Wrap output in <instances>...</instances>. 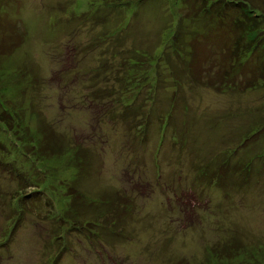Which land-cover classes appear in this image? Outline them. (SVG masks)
Masks as SVG:
<instances>
[{
	"label": "rangeland",
	"instance_id": "374dc122",
	"mask_svg": "<svg viewBox=\"0 0 264 264\" xmlns=\"http://www.w3.org/2000/svg\"><path fill=\"white\" fill-rule=\"evenodd\" d=\"M113 1L0 0L25 30L0 57V110L11 100L31 129L48 125L62 146H78L86 168L72 183V168L56 173L23 155L0 122V264H237L251 250L264 264V130L254 132L264 125V84L217 91L193 82L164 32L174 21L165 0ZM148 52L159 58L147 79ZM129 57L142 67L128 69ZM149 107L139 133L131 117ZM203 163L228 169L223 185L200 181ZM64 178L84 199L110 203L82 208L80 225L66 221L56 189ZM23 194L36 208L24 205L14 223ZM230 243L244 251L212 255Z\"/></svg>",
	"mask_w": 264,
	"mask_h": 264
},
{
	"label": "trees",
	"instance_id": "16d2710c",
	"mask_svg": "<svg viewBox=\"0 0 264 264\" xmlns=\"http://www.w3.org/2000/svg\"><path fill=\"white\" fill-rule=\"evenodd\" d=\"M122 1L124 0H114L111 4L113 6L123 5ZM131 2H133L132 6H136L145 0H131ZM165 3L168 7V13L174 21L163 28L164 32L165 34L170 33V42L175 47L174 50L180 56H184L182 58L187 63L190 79L193 82L217 91L246 90L264 84V0H165ZM17 24L15 20L0 11V57L13 53L23 41L25 30L20 25L21 29H19ZM142 55L145 56L144 61L149 60V64L147 63L148 69L145 70L144 76L141 78H150L149 70L151 65L157 62L159 54L152 55L148 52L147 54L142 53ZM124 60L127 68L131 70L135 65L141 68V63H144L135 61L133 57ZM129 60L132 61L129 63ZM141 78L139 77L138 80ZM150 98L152 102L155 100L152 90ZM5 101L7 105L4 103V106L2 105L0 122L4 124L5 129L8 130L17 146L22 147L23 155H29L36 161L48 163L52 168L58 166L56 173L63 170L68 171V167L72 168V175L74 176L72 183L83 173L85 174L84 169L86 170V168L82 163L80 156L82 154H79L77 150L78 146L74 147L76 152L73 156V146H62L58 141L61 137L56 136L51 127L43 124L36 129H31L28 123L23 120L18 107L14 108L10 103L11 100ZM144 109L146 108L143 107L142 111ZM150 110L151 107L145 116L143 114L131 117V119L135 118L140 121L139 133L140 131L143 134L146 132ZM170 118L171 116L168 119V115H165L164 118H157L160 124L158 131L165 121L167 125L169 124ZM150 119L153 121L151 115ZM263 130L264 125L254 132ZM210 165L203 163L197 170L196 176L201 179L200 181L209 182L211 185L214 182L223 185V180L228 177L226 172L228 169L222 166L212 168ZM51 179L54 181L55 176L52 178V175L46 174L45 180L50 181L46 184L49 187V193L54 190L50 188ZM64 179L58 182L60 188L56 189L61 190L60 193H63L64 200L68 203V208L64 211V215L62 214L66 221L80 225V215L83 214L82 208L91 207L94 203L105 206L110 203V198L105 197L108 195L95 200L84 199V196L78 193L71 184L72 179ZM64 183L68 185L66 188H64ZM69 188L71 189L69 190ZM28 196L29 194L21 195L16 205L13 206V209H18V213L14 217L12 216L14 223L18 221L19 215L23 214L26 205H31L28 208H36L37 202L34 200L29 202ZM68 213L71 215L68 216ZM111 215L114 217V214ZM90 221L94 220L86 219L84 225H91ZM212 250V255L215 252L221 260H230L233 255L244 251V247L230 243L221 248L213 247ZM256 254L255 250H251L250 258L237 264H261Z\"/></svg>",
	"mask_w": 264,
	"mask_h": 264
}]
</instances>
